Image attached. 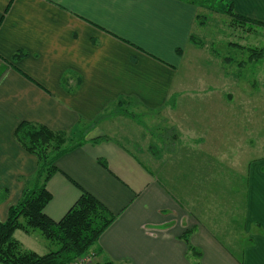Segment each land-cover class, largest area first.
<instances>
[{
  "label": "crops",
  "instance_id": "crops-1",
  "mask_svg": "<svg viewBox=\"0 0 264 264\" xmlns=\"http://www.w3.org/2000/svg\"><path fill=\"white\" fill-rule=\"evenodd\" d=\"M231 1L236 13L264 23V0ZM197 15L198 8L183 0H0V191L8 192L0 203V221L7 219L38 167L37 158L15 140L19 124L68 131L96 122L84 144L57 161L59 171L47 183L52 201L45 209L59 221L82 189L117 216L92 251V264H194V257L202 264H264V156L252 160L251 144L241 145L237 139L244 133L229 125L225 132V119L222 132L214 128V138L219 133L232 138L227 146L211 135L204 137L200 127L207 123L194 116V109L180 108L198 106L188 96L187 88L193 85L179 78L186 55L193 49L200 53L191 43ZM20 52L25 55L16 58ZM225 59L223 64H228ZM120 98L129 109L164 116L163 125L177 122L178 129L159 135L163 145L145 139L138 149V141L130 136L124 143L117 137H128L119 132L124 127L119 120L127 119L115 108ZM217 102L225 101L211 100L212 105ZM166 109L176 115L174 120L162 114ZM223 113L228 120L234 118L227 108ZM113 122L117 133L111 130ZM187 122L194 123L193 137ZM127 146H136L146 161L134 157ZM176 160L182 164L172 167L170 162ZM202 161L210 163L204 167L206 174L199 169ZM241 165L247 167L246 176L237 194L229 191L241 202V230L226 235L230 215L225 204V218L219 219L223 224L214 226V219L180 203L186 200L194 207L202 197L193 194L199 185L212 180L213 191L218 176L229 175L223 168ZM188 186H194L193 191ZM170 191L179 192L178 197ZM222 236L234 237L235 250Z\"/></svg>",
  "mask_w": 264,
  "mask_h": 264
},
{
  "label": "rangeland",
  "instance_id": "rangeland-1",
  "mask_svg": "<svg viewBox=\"0 0 264 264\" xmlns=\"http://www.w3.org/2000/svg\"><path fill=\"white\" fill-rule=\"evenodd\" d=\"M203 12L207 14V11L203 10ZM208 14L205 26H199L196 31L205 43V49L199 48L200 53H198V49H193L192 53H188L186 55L185 63L179 71L180 80L184 79L185 82L193 85L187 88L189 89L188 96L195 102H198V106L193 104H184L180 105V108L184 110L194 109L193 114L195 117L199 120L203 119V123H207L208 126L209 124L212 125L211 127H200V129L204 137L211 135L213 136L212 140L220 141V145L222 146H227L228 143H226V141L232 140V138L223 137L222 133H219V136L214 138V128H216L218 132H222V126L224 124L223 120L225 119L227 126H223V130L227 132L230 127V129H235L236 131L240 130L243 132L244 136L240 134L237 137V139H240L241 141L239 144H251V159H261L264 156V59L259 61L255 66L246 65L245 67L240 68V65H242L243 62H247L251 58L252 54L249 50L250 48H264V30L257 29L253 31L252 34H247L244 31V29H246L245 27L237 28V30L230 28L227 17H223L215 13ZM229 43H238L246 48L239 49L237 47L229 46ZM225 58H229L227 59L229 61L228 64H223V60ZM203 93L207 95L203 96ZM227 95H230L233 98V100L229 103L227 102V98H225ZM214 98L220 100V102H225L223 104L217 102L212 105L211 100H214ZM179 102L183 103L185 100H178L177 104ZM214 108L216 109L215 112L218 114L215 118ZM225 108H227L230 113H234L235 119L233 118L232 120H228L229 117L224 116L223 111H225ZM128 112L130 113V117H126L127 119L122 117V119L119 120V123L124 125V127H120L121 131L119 132H126L128 137L126 135L119 136L118 134L117 137L124 141V143L128 139H131L130 137H132V139L136 138L135 141H138L139 143L138 149L144 146L143 144L146 141L143 143L142 141L145 139H150V141L152 139L155 144L163 145V138H159V135L163 134L168 128L178 129L177 122L175 123V126H172V121H170L167 125H163L165 121L162 118H164V116H161L159 119L160 114H152L150 112L146 113L143 109L141 110L139 108H130V110L128 109ZM171 113L178 114V112ZM162 114L165 116L169 115L173 120L176 118V115L175 117L170 115L169 109H166ZM214 119L217 124L216 127L214 126ZM217 119H219V121ZM187 123L189 126L186 129L187 131H190L189 137H193L191 129L193 128L192 125H194V123ZM113 124L114 125L111 127V130L113 132L116 131L117 133L119 129V127L116 128L117 122H113ZM143 124L146 126V129ZM140 130H144L141 135ZM186 145H189L188 148H191L190 144ZM211 145L212 144H210V147ZM127 147L130 148V150L132 149L131 153L134 157L135 154H138L141 156H138L140 160H143L144 162L146 161L145 156H142L141 153L137 152V149L135 148L136 146ZM162 152L164 153L163 149ZM222 155L223 154H220V156ZM219 160L227 162L220 158ZM185 162H183V164ZM170 163L172 164V167H178L182 164L179 160L173 162L171 161ZM215 163H217L216 160ZM202 165L203 166L199 168L201 169L200 171L205 174L208 173L209 170L205 168L209 166L210 163L202 161ZM229 168L230 170H227L226 168L223 169L229 171V175L233 173L232 171H234L235 174L230 178L229 175L218 176L220 179L218 180V184H214L213 191L211 190L212 180H209L210 184L208 183L207 186H198V192L196 193L194 191L193 194H197L202 197L201 201L195 204L194 207H192L190 202H187L186 200H184V203L180 202L184 205V208L189 207L190 209L195 210L197 214L202 211L207 215L206 219H214V226L219 223H221V225L223 224L221 221L225 218L222 217V215H224V204L227 205V213L230 217L228 219L229 224L225 225L227 230L223 227V229L226 230V235H231L234 234L235 231L241 230V224H239L240 221L237 217L238 207L241 205V202L230 195L229 191L234 189L235 194H237V190L240 188L239 181L241 177H245L247 173V167H245V165H241L236 168ZM260 171L262 172V170ZM243 180L244 178L242 177V181ZM34 183L35 177H32L29 185L32 187ZM171 188H174V191H177L179 186L171 185ZM188 189L193 191L194 186L193 189L188 186ZM177 193L172 192L176 198L178 197ZM235 197H237V195H235ZM211 202L214 203V206L210 205ZM220 217L222 218L219 222ZM206 219L204 218L203 223L206 222ZM214 229L218 231L220 228L214 227ZM15 238L21 241L27 250L34 251L40 255L47 254L57 248L51 242L47 241L39 231H35L32 235H30V237H27L25 232L18 230L15 233ZM222 238L224 239L223 242L226 243L229 249H232L233 247V250H235V245L233 244L234 237L227 239L222 236ZM193 261L198 264H202V262H200V260L196 257L193 258Z\"/></svg>",
  "mask_w": 264,
  "mask_h": 264
},
{
  "label": "trees",
  "instance_id": "trees-1",
  "mask_svg": "<svg viewBox=\"0 0 264 264\" xmlns=\"http://www.w3.org/2000/svg\"><path fill=\"white\" fill-rule=\"evenodd\" d=\"M183 1H189L198 8L197 27L205 26L208 13H215L227 17L230 28L237 30L245 27L247 34H252L257 29L264 30V23L236 13L234 3L230 0ZM203 10L207 11V14ZM191 38V43L197 48L205 49V43L198 34L192 35ZM229 46L246 48L238 43H229ZM249 50L251 58L243 62L241 68L255 65L264 59V48L255 47ZM20 53L15 57L21 58L25 55ZM227 59L229 58L225 59L226 63ZM117 102L115 108L119 109L123 116L130 117L129 103L125 98H120ZM93 124L96 122L89 125L80 123L68 131H54L44 125L25 121L16 128L15 140L27 153L37 158L38 167L34 185H26L18 203L10 207L7 219L0 221V264H73L78 258L92 253L100 237L117 219V216L96 197L82 189L79 199L59 221L53 220L45 213L46 207L52 201L47 183L59 171L57 161L84 144ZM100 140L104 138L94 139L96 142ZM7 196L6 190L1 191L0 203L6 200ZM18 230L26 234L39 231L57 248L44 255L27 250L15 238ZM186 241L188 242L187 239ZM195 252L200 255V252Z\"/></svg>",
  "mask_w": 264,
  "mask_h": 264
},
{
  "label": "built area",
  "instance_id": "built-area-1",
  "mask_svg": "<svg viewBox=\"0 0 264 264\" xmlns=\"http://www.w3.org/2000/svg\"><path fill=\"white\" fill-rule=\"evenodd\" d=\"M94 254L89 253L85 257L78 258L73 264H92L94 261Z\"/></svg>",
  "mask_w": 264,
  "mask_h": 264
}]
</instances>
